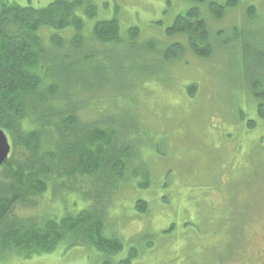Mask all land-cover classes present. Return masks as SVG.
I'll list each match as a JSON object with an SVG mask.
<instances>
[{
  "label": "rangeland",
  "instance_id": "374dc122",
  "mask_svg": "<svg viewBox=\"0 0 264 264\" xmlns=\"http://www.w3.org/2000/svg\"><path fill=\"white\" fill-rule=\"evenodd\" d=\"M49 1L15 2L41 8ZM233 1L94 0L96 19L116 18L122 42H95V21L83 14L85 44L96 50V58L80 61L65 38L61 60L79 58L70 68L75 75L94 79L103 66L106 76L97 81L103 86L89 89L79 86L77 76L64 93L82 105L76 109L81 121L103 123L114 116L135 123L138 147L119 182L108 170L101 173L109 189L82 177L72 183L76 191L55 187L35 208L17 205L14 212L37 222L46 220L38 217L59 220L96 210L102 196L103 236L118 239L122 248L105 254L88 244L69 246L64 239L51 253L30 259L0 252V264H123L129 257V264H264V119L255 97L264 91V0L228 6ZM211 3L225 7L221 18L209 10ZM193 7L209 28L208 40L193 35L200 51H212L207 57L195 54L188 35L166 33ZM131 28L138 36L130 47ZM175 43L184 53L164 59ZM110 55L117 58L109 60ZM51 81L59 80L50 75ZM120 142L127 147L124 136ZM140 202L147 204L144 212L137 209Z\"/></svg>",
  "mask_w": 264,
  "mask_h": 264
},
{
  "label": "trees",
  "instance_id": "16d2710c",
  "mask_svg": "<svg viewBox=\"0 0 264 264\" xmlns=\"http://www.w3.org/2000/svg\"><path fill=\"white\" fill-rule=\"evenodd\" d=\"M15 1L0 0V129L11 146L9 158L0 166V252L14 251L23 259H30L51 253L58 243L67 239L69 246L88 244L102 253L114 254L122 245L118 239L103 236L104 226L98 216L102 196L96 198V210L83 209L59 220L38 217L46 220L37 222L35 218L18 216L14 209L17 205L35 208L36 200L50 189L56 192L55 187L76 191L72 183L77 180V185L82 177L96 178V184L108 188L101 176L104 170L111 173L115 182L124 177L121 173L138 147L140 135L135 123L119 122L114 116L103 123L81 121L76 109L82 105L75 104L64 93L65 85L80 76L70 70L78 65L79 58L68 63L61 60V54L66 52L62 51L65 38L73 55L80 53V61L96 58V50L85 44L83 14L95 21L91 35L102 45L117 46L122 42L119 22L116 18L97 20L94 0H50L41 8L21 6ZM235 1L228 6H233ZM224 8L214 3L209 6L216 18L223 16ZM208 31L200 9L193 7L177 16L166 33L188 35V45L195 54L207 57L212 51H200L193 35L205 36L199 41L208 40ZM137 36V29L131 28L127 45L135 46ZM175 51L184 53V46L175 43L165 50L163 58L170 59ZM115 58L116 55H110L109 60ZM99 68L100 72L92 75L94 79L80 76L79 86L87 89L103 86H97L98 80L104 81L106 72L103 66ZM50 75L57 76L58 83H47ZM255 97L259 100L257 113L264 119V91ZM248 126L255 128V123ZM121 136L125 137L127 147L121 145ZM16 155L18 160L13 161ZM147 185L148 181L139 188ZM102 193L106 194L103 189ZM146 208L145 202L137 205L139 211ZM130 260L127 258L123 264H129Z\"/></svg>",
  "mask_w": 264,
  "mask_h": 264
},
{
  "label": "water",
  "instance_id": "95a60500",
  "mask_svg": "<svg viewBox=\"0 0 264 264\" xmlns=\"http://www.w3.org/2000/svg\"><path fill=\"white\" fill-rule=\"evenodd\" d=\"M11 146L9 144L8 138L0 130V166H2L8 159Z\"/></svg>",
  "mask_w": 264,
  "mask_h": 264
},
{
  "label": "bare ground",
  "instance_id": "6f19581e",
  "mask_svg": "<svg viewBox=\"0 0 264 264\" xmlns=\"http://www.w3.org/2000/svg\"><path fill=\"white\" fill-rule=\"evenodd\" d=\"M1 130V129H0ZM3 132V134L6 136L5 132L3 130H1ZM7 137V136H6Z\"/></svg>",
  "mask_w": 264,
  "mask_h": 264
}]
</instances>
